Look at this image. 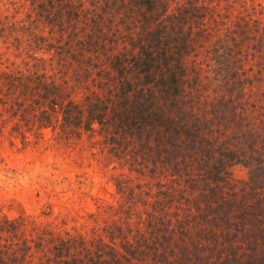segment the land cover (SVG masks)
Listing matches in <instances>:
<instances>
[{"label": "trees", "instance_id": "1", "mask_svg": "<svg viewBox=\"0 0 264 264\" xmlns=\"http://www.w3.org/2000/svg\"><path fill=\"white\" fill-rule=\"evenodd\" d=\"M0 108L136 177L87 230L0 215V264H264V0H0Z\"/></svg>", "mask_w": 264, "mask_h": 264}, {"label": "rangeland", "instance_id": "2", "mask_svg": "<svg viewBox=\"0 0 264 264\" xmlns=\"http://www.w3.org/2000/svg\"><path fill=\"white\" fill-rule=\"evenodd\" d=\"M37 123L31 109L0 108V215H21L27 225L48 219L55 231L102 224L105 205L119 197L111 175L134 182L135 174L108 157L97 130L64 140ZM230 173L236 185L246 175L238 165Z\"/></svg>", "mask_w": 264, "mask_h": 264}]
</instances>
